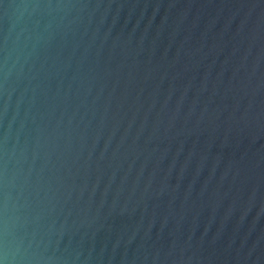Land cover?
<instances>
[{
  "label": "water",
  "instance_id": "1",
  "mask_svg": "<svg viewBox=\"0 0 264 264\" xmlns=\"http://www.w3.org/2000/svg\"><path fill=\"white\" fill-rule=\"evenodd\" d=\"M0 260L264 264V0H0Z\"/></svg>",
  "mask_w": 264,
  "mask_h": 264
},
{
  "label": "clouds",
  "instance_id": "2",
  "mask_svg": "<svg viewBox=\"0 0 264 264\" xmlns=\"http://www.w3.org/2000/svg\"><path fill=\"white\" fill-rule=\"evenodd\" d=\"M0 264H6L5 260H0Z\"/></svg>",
  "mask_w": 264,
  "mask_h": 264
}]
</instances>
